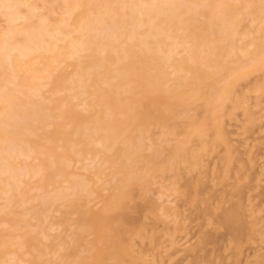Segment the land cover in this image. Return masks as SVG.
Segmentation results:
<instances>
[{
	"label": "bare ground",
	"instance_id": "obj_1",
	"mask_svg": "<svg viewBox=\"0 0 264 264\" xmlns=\"http://www.w3.org/2000/svg\"><path fill=\"white\" fill-rule=\"evenodd\" d=\"M47 2H49L51 10L54 7L60 10L65 8L66 17L52 19V24L55 26L53 32L58 31L63 37L60 40L65 41L62 46L57 44L58 48L64 49L72 59L74 58V61L70 63L73 71L69 73L66 70L69 66H65V63L63 65L66 68L63 66L57 71L52 70L50 56L59 50L56 51L54 33L47 32L43 28L46 33L44 34L41 26L45 19L42 15L34 13L36 6H29V9L24 13L21 12L22 9L20 11V6L24 4L23 0H0V9L4 10L3 14L12 24L21 17H23L20 19L22 22L29 17H35L32 22L14 24L6 27L3 32L0 31V66L6 63L14 70L11 73H0V76H7V82H10L7 85L15 83L27 86L28 89H32V92L33 90L37 92L36 79L42 73H47L50 78V90L56 92L60 88L65 93L54 98V106L57 111L56 119L49 124L50 130L43 133L44 144L42 145L46 151L45 156L41 154L44 158L42 162L46 172L40 177L41 184L48 186L55 182L56 176L62 178L63 169L66 168H64V161H69L74 156L94 158L99 155L104 164L112 168L115 175H121L117 179L110 203L104 209L98 212L80 211L79 218L76 217L82 227H90L96 235H101L99 237L101 241L98 240L100 245L96 246L95 252L92 254V264H108L107 259L111 257L110 250L119 246L125 234L129 232L132 222H136V216H132L131 210L138 208L137 199L145 197L146 189L152 183L155 175L171 174L174 179L173 181L170 178L173 184L176 181L181 183V177L185 180L187 178L186 175H182L185 170L181 165L189 167L186 170L188 169V173H191L192 169L190 170V168L199 167L197 165L201 162L208 146L218 143L220 147L226 146V150L223 149L224 147H218V149L227 152L230 144H228L229 139H226L222 133L221 118L224 111L227 110L225 106L223 107V103L228 100L241 78L255 71L264 72V0H47ZM23 6L25 7V4ZM247 22L248 25H245ZM37 50L43 51L39 55L40 67L31 70L20 68L19 63ZM174 53L179 56L173 57ZM12 54H14L13 58ZM70 56L68 59H71ZM24 61V64L28 66L29 61ZM3 80L6 82L4 77ZM17 87L15 86V88ZM40 87L42 86L40 85ZM15 88L14 90L17 91ZM74 88L81 90L79 94L87 95L81 99V108L80 104L73 101L75 95L71 98L69 94ZM0 89V93H2L3 89ZM12 91L9 90L0 95V101L4 102L0 108V182H3L5 187L6 185L13 187L20 181L18 172H12L13 161L17 156L29 154L31 145L36 144L40 139L35 130L43 128L42 105L40 99L34 97L39 94L34 96L31 94L32 97H30L27 91H23L21 97L24 96V99L18 100ZM52 92L51 94H53ZM18 93L16 94L20 97L21 94ZM236 102L235 99L234 104ZM224 105L226 104L224 103ZM154 126L162 128V137L156 142H152L145 135ZM208 134L210 137L213 135V139L207 137ZM17 136L20 137L18 142ZM59 137H61L60 140ZM206 138L212 139L211 142H208ZM192 143L195 147L190 146ZM231 145L230 147L235 149ZM25 146H28L29 150ZM230 151L229 148L228 153ZM37 152L40 153V150ZM238 155L240 156L239 153ZM237 156L235 152L236 158L233 157L237 159L239 157ZM240 157L241 160L242 157ZM243 161L242 159V163ZM219 164L220 162H218ZM222 164L219 165V168ZM195 169L193 168V170ZM216 172L219 173L220 170ZM2 174H9V176L1 177ZM216 175L218 176L217 173ZM217 176L215 179L218 178ZM189 181L190 178L186 181L187 184ZM183 182L186 183L184 180ZM196 182H198L197 178ZM249 183L244 182L238 185L230 183L231 185L228 186H231L233 191L229 193L234 194L235 199L236 196L242 194ZM201 184L204 183L195 184L198 185L195 188L196 192L194 191L196 194L191 195L189 189L187 191L189 190L190 194L186 190L183 194L184 198L186 197L189 201L194 199V202H198L196 209H193L194 204L192 205L196 217L197 215L198 218L203 217L199 216L201 214L208 215L213 219V224H217L214 227L223 226L222 228H225L234 240H241L242 235L244 238L252 233L251 226L249 227L250 223L248 225L245 220L244 197H242L243 205L239 202L240 200L238 202L234 200L233 204L229 201L231 204L229 206L227 205L229 203L226 204V197L225 199L223 197L222 201H225L226 208L219 204L213 209L205 199L201 200L204 196L201 199L200 196L197 197V191L200 189H196ZM191 186L193 187V185ZM223 187L227 190L225 186ZM31 188L33 187L31 186ZM259 191L261 193L263 190ZM0 193L2 194V190ZM229 193H226L229 195L227 198L232 200ZM236 199L238 198L236 197ZM212 206L214 205L212 204ZM18 208L21 206L19 205ZM189 209L192 210L191 207L188 208V213ZM21 216L23 217V212ZM25 219L26 217L20 223L26 224L23 221ZM202 219L204 220V218ZM70 220L73 222L72 219ZM27 226L29 227L28 224ZM207 227L205 228L207 229ZM201 228L200 226L199 230ZM210 228L208 229L211 230ZM30 229L33 228L30 227ZM206 229L203 230L204 233L208 230ZM106 230L110 232L106 233ZM223 231H215V234L220 232L218 235L221 238V233L225 234ZM24 235L22 236L24 237ZM200 235L198 234L197 237ZM203 236L205 237V235ZM223 237L225 238V236ZM220 238L219 240L222 242L224 239ZM30 240L31 237H28V243ZM211 240L209 234L204 239L205 245L211 243ZM198 241L196 240V242ZM215 241L217 244L220 243L217 239ZM222 243L220 244L222 245ZM23 244L25 243H22V246H24ZM205 245L203 246L205 247ZM57 247L59 248V246ZM127 247L129 248V246ZM215 247L214 244L213 248L216 249L217 247ZM209 248L211 250V247ZM217 250L220 251V249ZM123 251L124 258H128L130 261L128 250L123 249ZM205 252V257H207L208 252L206 250ZM186 253L189 255L187 250ZM9 256L11 257V255ZM36 256L38 257L39 253ZM222 256L218 257L221 261L223 260L221 264H224ZM78 257L80 258V255ZM189 257L191 258L189 260H192L191 252ZM213 259L212 264L215 261ZM203 260L206 261L205 258ZM8 261L10 262V259ZM38 261H40L39 258ZM82 261L81 257L79 264H83ZM205 261L204 263H206ZM257 261L264 264L263 252L262 255L260 252ZM200 262H196V264H201ZM58 264H66V262ZM190 264L192 263L190 262Z\"/></svg>",
	"mask_w": 264,
	"mask_h": 264
},
{
	"label": "rangeland",
	"instance_id": "obj_2",
	"mask_svg": "<svg viewBox=\"0 0 264 264\" xmlns=\"http://www.w3.org/2000/svg\"><path fill=\"white\" fill-rule=\"evenodd\" d=\"M23 3L25 4V7L23 6L24 4H22L20 6V11L22 9L21 12L24 13L25 11H27V9H29V6L37 7L36 8L37 10L35 9L34 13L43 16L45 21L42 23L43 25L41 27L42 29L45 28L47 32L54 31L55 26L52 24L53 20L55 19L57 20V18L60 19L66 17L65 8L60 10L54 7L57 11L54 8L51 10L49 2H47V0H41V1L23 0ZM27 5L28 7L26 8ZM3 13H5L4 10L0 9V31L2 30V32L8 26L14 24L19 25L26 23L28 21L32 22L35 20V17L32 18L29 17V19L24 20L22 22L20 19L23 17H21L20 19H17L14 22V24H12V22L10 23V20H8L7 16H5ZM245 25H248V22ZM68 29L71 30V28ZM45 30L43 29L44 34H46ZM55 32H53L55 38L54 43L57 47L56 51L58 50L59 51L57 52L58 54L56 53L50 56V58L52 59V60L50 59V64L53 68L52 70L57 71L59 68H62L64 66L63 63H65V66L67 67L69 66L66 70L69 73H71L73 71V67L70 66L71 65L70 63L74 61V58L72 59V57L68 55L64 49L58 48L59 46L64 45L65 41L60 40L63 37L60 36L61 34L58 31ZM55 40H57L58 42L57 41L55 42ZM57 44L59 46H57ZM42 53H43L42 50H37L34 54L30 55L29 57H26L24 60H26L27 62L29 61L28 66L24 64L25 62L24 60L23 61L21 60L22 62L19 63L20 68L23 67L22 69L31 70L40 67L39 55ZM13 55L14 54H12V58ZM45 55L49 56L48 54ZM67 55L68 57L70 56L71 59L70 58L68 59V57H66ZM172 56L178 57L179 54L174 53ZM9 68L10 66L4 63L2 66H0V73L3 72L11 73L14 71L10 68L11 71L9 72L10 70ZM168 70L170 71V69ZM3 77L6 80V82L4 80H3L4 82L2 81ZM6 77H7L6 75L0 76V88L3 89V87H5L2 90V93H0V95H2L4 92H7L9 90H13L12 92L18 97L17 99L23 100L24 96L21 97L22 96L21 92L23 91H27L30 97H32V95L34 96L35 94H39L38 96L36 95L34 97L35 99L39 98L40 103L42 105L41 115L43 117V122H42L43 128L35 130L36 135L40 139H38L36 144L31 145L30 151L28 152L29 154L27 153L28 155H22L23 157L21 155L20 157L17 156L15 158L16 160L13 161L12 172H16V173L18 172L17 174L20 176L21 182L19 181L20 183L19 182L15 183L13 187H9L7 185L5 187L4 183L0 182V187H1L0 191L2 190V194L0 193V221H1L0 244L1 242H3L1 244L2 246L0 245V256H1L0 260L2 259V261H0V264H48V263L58 264L59 262H63V263L66 262V264H75V263L79 264V259L81 257L83 259L82 261L83 264H92L93 263L92 254L95 252L96 246L100 245L101 239H99V237L101 235L99 236L96 235L91 230L90 227H82L80 221L76 219V217L78 216L77 218H79L80 211L98 212L104 209L110 203L112 194L114 193L117 185V179L121 175H115V173H113L112 168L107 167V165L104 164L103 159L99 155L95 156L94 158H90L89 156H80V157L74 156L73 158L74 160L70 159L69 161H64L65 163L64 168L65 167L66 168L63 169L64 175L62 176V178L56 176L55 182L53 184H49L50 186L49 185L47 186V184L46 185L41 184L40 177L41 175H43L44 172H46L42 162V160L44 159L42 157V154L45 156L44 153L46 151L44 145H42L44 144L43 133L50 130L49 124L56 119L57 111L55 110V106H54V101H53L54 98H56V96L60 97V95L62 94L64 95L65 93L60 88H58L56 92H52L50 90V86H49L50 78L47 73H42L36 79V82L38 83L37 92H35L34 90L32 92V89H28L27 86L16 85L15 83H12L11 85L9 84L7 85V83L10 82H7ZM45 77L47 78L46 80L44 79ZM261 80L262 81L264 80V72L262 71H255L241 78L235 85V88L233 89L231 95H229L228 100L224 102L226 105H224L223 103V107L225 106V108L227 109L226 110L227 113L224 111L221 118L222 133L226 139H229V143L228 140L227 143L230 145L232 144L231 146H234L235 149H232L229 145L227 148L228 150L226 152L225 151L226 146L224 145L221 146L224 147L223 149L225 150L218 149V147L221 148L220 146H218V143L217 144L215 143L216 145L213 144L210 147L208 146L206 152L203 154L204 156L201 162L198 163L197 165L199 167H196V169L195 167H193L195 170H193V168H190V170L192 169V171H190L191 173H188V169L186 170V168L189 167H184L185 165H181L185 170L184 171L185 174L182 173V175L187 176L186 180L185 178L182 179L181 177L182 180L181 183L179 181H176L173 184L174 179L171 174H165L163 176L155 175L152 183L149 184V186L146 189L147 193L145 194V197L138 198L136 201L138 202V205L137 203L136 205L138 206L139 210L138 208H136L135 210H131L132 216L135 215L137 217L136 220V217L134 216L136 222L133 221L134 224L132 222V226H130L129 232L125 234L119 246H115L112 249L109 248L111 249L110 250L111 257L107 259L108 264H112V263L113 264H190V262L192 264H196V262L199 261H201L200 262L201 264H206V263L212 264L211 262L213 258H214L213 261L215 260L213 264H221L223 263L222 262L223 260L221 261L219 257L221 258L222 254H223L222 257H224V264H229V262L230 264H256V263L262 264L261 262L257 261L260 252L261 255L262 252L264 254V210H263L264 209V86L262 87L264 81L262 82ZM14 85L16 87L18 86L19 88L18 87H17L18 89L15 88ZM40 85L42 87H40ZM14 88L18 92H20L21 94L20 97L18 95L19 93L15 91ZM51 92L53 94H51ZM80 92H81L80 89L74 88L73 91H71L69 94L71 95V98H73L72 96L75 95L73 101L80 104L79 107L81 108L82 107V103H80L81 99L86 97L87 95H81L79 94ZM80 95L81 97H79ZM235 99L237 100V102L234 104ZM46 100H47V104H46ZM227 102L229 103L227 104ZM2 104L4 105V102L2 103L0 101V108L3 106ZM146 133L145 135L152 142H156L159 141V139L162 137V128L160 126H154L150 129V131ZM209 135L210 134H208L207 137H210ZM211 137L213 139L214 136L211 135ZM60 138L61 137H59L58 139L60 140ZM16 139L18 142L20 137L17 136ZM206 139H208L207 140L208 142H211L212 140L209 138ZM194 143H192L193 145L191 144L190 146L195 147ZM25 147L27 150H29L28 146ZM229 148L231 151L232 150L234 151L233 152L230 151V153H228ZM39 150L40 153L37 152ZM235 152H236V156L238 155V153L240 154V156L244 160L243 163H242V159L241 160L239 159L240 157L239 155H238L239 157L237 156L238 158L235 159L236 158ZM219 155H221V158H219ZM218 158L220 159L219 161ZM222 161L224 162L223 164ZM218 162L222 164L220 168H219L220 164L218 165ZM218 170H220L219 172L220 174L216 172ZM216 173L218 174V176L216 175ZM7 175L9 176V174H2L1 177H6ZM165 176L167 177V179ZM216 176L218 178L215 179ZM195 177L197 178L198 182H196ZM198 177H200L201 179L200 178L198 179ZM189 178L190 181L192 180L193 182L191 181L192 182L191 183L189 181L187 184L186 181ZM192 178H194L195 180ZM248 178L249 180L251 179L252 180L249 181ZM183 180L186 183H184ZM243 181L245 183L251 182L249 183V185L246 184L249 186V188L247 189L248 186H246L244 188V190L245 189L246 190L242 191V194L239 195L240 197L236 196L238 199H236V197L234 199V194L229 193L233 191L232 187L228 185H231L232 183L233 184L235 183V185L242 184L244 183ZM197 183H204V184H201V186L196 189V190L200 189L197 191L198 196L197 195L196 196L197 197L200 196V199L204 196L201 200L205 199L206 202H208V204L211 207H213V209H215L219 204H221V207L226 208L225 201H227L226 204L229 203L227 204L228 206L231 205L229 201H231V203L233 204L232 201L234 200H236V202L240 200L239 202L243 205L242 197H244V204L246 203L245 205H247V207L243 205L244 214L246 218L245 220L248 223V225L250 223L249 227L251 226L250 229H252V233L249 234L248 236H244V238H242L243 237L242 235L241 240L240 239L234 240L232 237L229 236L226 229L222 228L223 226L214 227L217 226V224L216 223L213 224L212 221L213 219L209 218L208 215L201 214L199 216H203V217L198 218V215L196 217L194 213L195 210L193 209H196L198 207L197 206L198 202H194V199L192 201H189L186 197L185 200L183 194L187 191V189L190 190L188 191L191 193V195L196 194L194 193L195 188L198 185H200L198 184L196 186L195 184ZM190 184L193 185V187ZM188 185L190 186L187 187ZM31 186L33 188H31ZM175 186H177V188H175ZM223 186H225L227 190H225ZM216 188L219 190H217ZM259 190H263V191H261L260 193ZM188 191L187 193H189ZM213 191L216 193L214 194ZM223 192L226 196L225 195L223 196ZM226 193L230 194L231 196L230 198H232V200L231 199L228 200L229 195ZM21 196L24 198H22ZM223 197L224 199L226 197L225 201H222L224 200L222 199ZM18 201L19 202L22 201V202L19 203ZM211 201H213V203H211ZM18 204L21 206V208H18L19 207ZM193 204L194 206L192 209ZM212 204L214 206H212ZM12 206L13 208H11ZM186 206H188L187 209ZM190 207L192 210L190 211L189 209V211L191 212V214L189 215L190 212L188 213V208ZM22 212H23V217L21 216ZM24 215L26 219L23 221L26 224L23 225L20 222L23 218H25ZM30 217H32L33 219L32 218L30 219ZM202 218H204V220ZM70 219H72L73 222H71ZM201 220H203L202 222L205 223L204 224L202 222L200 223ZM54 222H56L57 224ZM17 223L19 224L18 226ZM27 224L29 225V227L27 226ZM199 225L202 227L201 230H199L200 229ZM208 225L209 227H211L210 228L211 230L208 229L209 228L207 227ZM49 226L50 229H48ZM30 227L33 229L29 230ZM205 227H207L208 230ZM2 229L4 232L2 231ZM6 229H10V230H6ZM205 229L208 232L205 231L204 233L203 230ZM215 231H223L225 233V234L221 233L222 236L221 238L224 239L222 240L223 243L221 242V240H219L220 232H217L219 234L218 235L215 234ZM109 232H110L109 230H106V233ZM76 233L81 234L82 236L78 234L75 236ZM197 233L199 235L201 234L202 236L200 235L199 236L200 238L197 237L198 236ZM23 234H25L24 237L22 236ZM209 234L211 236L212 239L211 241L213 243L211 241H208L211 243L209 244L206 243L205 245L204 239ZM203 235H205V237ZM223 236H225V238L227 237L229 238L225 239ZM28 237H31L29 243L27 241ZM231 238L233 239V241L231 240ZM216 239L220 241L222 245L219 242L217 244V242L215 241ZM196 240L199 241L196 242ZM36 242H38L39 244ZM72 242H74V245H72ZM22 243H25L23 244L24 246H22ZM127 243L129 244L127 245ZM41 244H44L43 246L45 247H43ZM214 244L217 247V248L215 247L216 249L213 248ZM8 245L10 246L8 247ZM56 245L59 246L60 249ZM203 245H205V247ZM127 246H129V248ZM194 246H197L198 249L197 247H195L196 248L195 249ZM206 246L208 248L211 247V250L210 248L209 250H207L208 248ZM202 248L204 249L200 251ZM123 249L128 250L130 254L129 257H131L132 261L131 260L129 261L128 258H124L123 255L125 254ZM217 249H220V251H218ZM186 250L189 252V255L186 253ZM205 250L208 252L207 257H205L206 256ZM215 250H217V253H215L216 252ZM7 252L8 254H5ZM190 252H191L192 260H189ZM199 252L202 254H200ZM38 253L39 256L37 257L36 255ZM197 253L200 254V257L199 254L197 255ZM77 254L78 256L80 255V258L77 256ZM9 255H11V257ZM53 257L55 258L52 259ZM38 258L40 261H38ZM204 258L206 259V261L203 260ZM9 259L10 262L8 261ZM204 261L206 263H204Z\"/></svg>",
	"mask_w": 264,
	"mask_h": 264
}]
</instances>
